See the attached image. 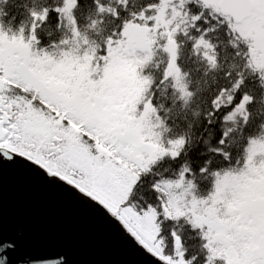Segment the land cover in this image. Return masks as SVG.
Wrapping results in <instances>:
<instances>
[{"label": "trees", "instance_id": "obj_1", "mask_svg": "<svg viewBox=\"0 0 264 264\" xmlns=\"http://www.w3.org/2000/svg\"><path fill=\"white\" fill-rule=\"evenodd\" d=\"M173 1L71 0L67 6L68 0H0V26L21 39L22 57L45 61L49 74L69 71L74 95L95 100L108 67L127 51L131 28L160 25L163 5ZM182 5V19L152 38L134 64L136 120H147L158 148L141 165L105 151L74 118V103L62 104L57 97L49 101L42 87L8 81L1 65L0 94L27 121L41 122L48 133H65L93 161L133 175L118 206L151 217V248L171 264H254L251 251L248 257L243 248L238 257L229 251L228 241L239 233L220 188L227 178L248 174L257 162L254 148L264 141L258 103L264 95V66L254 58L240 25L218 5L202 0H183ZM245 97L251 103L241 114ZM233 113L234 119H227ZM141 124L132 129L139 132ZM228 129L235 130L225 135ZM173 200L183 208L179 214L173 212Z\"/></svg>", "mask_w": 264, "mask_h": 264}, {"label": "rangeland", "instance_id": "obj_2", "mask_svg": "<svg viewBox=\"0 0 264 264\" xmlns=\"http://www.w3.org/2000/svg\"><path fill=\"white\" fill-rule=\"evenodd\" d=\"M202 1L211 7L218 5L219 2V0ZM255 1L259 3V10L253 17L240 24V30L251 40L254 58L264 66V0ZM70 3L71 0H68L67 6ZM182 3L183 0L177 2L175 0L163 5L160 16L162 22L154 28H131L127 51L117 54L108 67L103 89L95 100L74 95L75 79L69 71L49 74L45 61H37L34 56L22 57L24 46L21 39L12 38L1 26L0 65L6 66L8 71L5 78L8 81L42 87L43 94L49 98V101L57 97L63 99H60L62 104L74 103L72 108L74 118L90 135L99 139L105 151L114 152L123 162L132 158L141 165L152 159L158 153V148L157 139L147 130V120L144 121L143 117L136 120L137 111L134 104L137 88L134 64L137 58L150 48L152 38L168 31L172 24L182 19L184 9ZM16 60L18 67L13 68ZM62 92L65 93L64 96H61ZM4 122L5 119L0 118V134H14L13 131L6 133ZM141 122L140 131H134L132 128ZM20 131H27L36 138L43 137L50 140L55 135L64 137L65 143L62 147L69 149L74 164L88 168L101 176L105 191L117 205L125 200L135 180L133 175L125 177L112 165L93 161L91 157L74 147L65 133L58 131L48 133L41 122H29L23 118ZM254 151V158H257L254 160L257 162H254L251 171L242 176L227 178L220 188V193L226 197L224 206L228 208V214L232 217L239 233L231 244L228 241L231 245L230 253L237 256L240 253L239 249L243 248L242 255L247 257L248 252L251 251L250 255L253 259L251 262L264 264V141L256 145ZM79 173L80 169L77 168V174ZM172 207L174 214H179L183 210L177 200L172 201ZM127 214L149 226V236L152 241L154 232L151 217L139 216L131 212Z\"/></svg>", "mask_w": 264, "mask_h": 264}, {"label": "water", "instance_id": "obj_3", "mask_svg": "<svg viewBox=\"0 0 264 264\" xmlns=\"http://www.w3.org/2000/svg\"><path fill=\"white\" fill-rule=\"evenodd\" d=\"M236 24L250 19L254 0H219ZM0 217L22 253L55 251L68 264H171L144 251L99 208L35 171L5 164L0 171Z\"/></svg>", "mask_w": 264, "mask_h": 264}, {"label": "snow or ice", "instance_id": "obj_4", "mask_svg": "<svg viewBox=\"0 0 264 264\" xmlns=\"http://www.w3.org/2000/svg\"><path fill=\"white\" fill-rule=\"evenodd\" d=\"M96 2L99 3V0ZM261 85L264 86V77L261 79ZM245 103H251V99L244 98L238 109L241 114ZM258 103L260 113L264 115V95ZM234 117L235 113L227 119ZM244 122L248 123L247 115H244ZM260 127V135L264 137V124ZM234 130L228 129L225 135ZM5 164L35 171L50 182L70 188L99 208L140 249L151 252L149 226L123 212L105 191L103 178L88 168L74 164L68 148L56 146L50 138H36L27 131H16L11 135L0 134V171ZM77 168L80 169L79 175ZM0 264H68V260L65 255L55 251L22 253L19 240L4 233L0 217Z\"/></svg>", "mask_w": 264, "mask_h": 264}, {"label": "built area", "instance_id": "obj_5", "mask_svg": "<svg viewBox=\"0 0 264 264\" xmlns=\"http://www.w3.org/2000/svg\"><path fill=\"white\" fill-rule=\"evenodd\" d=\"M0 118L5 119L3 126L6 127L5 131L8 134L10 131H20V123L24 118V114L19 107L14 106L9 98L0 94ZM51 142L56 146H62L65 143L64 137L59 135H55Z\"/></svg>", "mask_w": 264, "mask_h": 264}, {"label": "flooded vegetation", "instance_id": "obj_6", "mask_svg": "<svg viewBox=\"0 0 264 264\" xmlns=\"http://www.w3.org/2000/svg\"><path fill=\"white\" fill-rule=\"evenodd\" d=\"M255 1V0H254ZM255 3H256V9H255V11H254V14H253V16L255 15V13H257V11L259 10V3L257 2V1H255ZM252 16V17H253Z\"/></svg>", "mask_w": 264, "mask_h": 264}, {"label": "bare ground", "instance_id": "obj_7", "mask_svg": "<svg viewBox=\"0 0 264 264\" xmlns=\"http://www.w3.org/2000/svg\"><path fill=\"white\" fill-rule=\"evenodd\" d=\"M22 111V110H21ZM23 113V112H22ZM24 114V113H23ZM152 249V248H151ZM151 252L153 253V254H156V255H158V256H160L155 250L153 251V250H151ZM160 257H162V256H160ZM165 259V258H164ZM166 260V259H165ZM166 261H168V260H166ZM170 262V261H169Z\"/></svg>", "mask_w": 264, "mask_h": 264}]
</instances>
